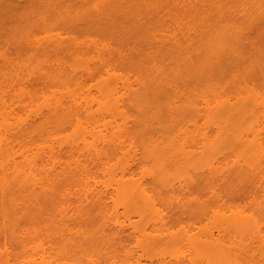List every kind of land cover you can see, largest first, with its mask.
Wrapping results in <instances>:
<instances>
[{
	"label": "rangeland",
	"instance_id": "1",
	"mask_svg": "<svg viewBox=\"0 0 264 264\" xmlns=\"http://www.w3.org/2000/svg\"><path fill=\"white\" fill-rule=\"evenodd\" d=\"M51 37L52 40H50ZM56 37H58V39ZM67 39L70 40L68 41ZM62 40H66L67 44H64V41L62 42ZM46 41H54L52 43L53 46L50 44L51 42L49 43ZM84 66H87L86 69ZM79 69H81V74L78 72ZM75 70L79 74L76 73ZM84 70L87 73L89 72V74ZM73 73L78 74V77ZM72 74L77 78V81H75ZM109 74V77L112 75L111 80L115 79L116 83H121V80L123 82H129L128 84H131V87L137 90L138 93L136 91L134 92V89L132 88V90H129V88L126 89L124 87L126 86V83L125 85L122 83V87L125 88L123 89L124 91H121L122 89L118 86L119 89L115 92L116 95L121 89L120 102L115 100L117 95L113 98L114 100L109 98L111 96L113 97V95H110L109 97L105 96L106 98H104V94L101 92V95L99 89L102 88L100 86L102 83L105 85L108 82H111L108 81L110 79H104L105 77H108ZM69 76L72 77L76 83H74L73 80L69 81ZM101 79L108 82H101ZM113 83L114 82L110 85ZM128 84L126 87L129 86ZM117 85L118 84H116V86ZM98 86H100V88ZM107 89L110 91L112 90L111 88ZM125 90L126 94L124 93ZM245 95H249V97L251 96V99L253 97L254 100L251 102H256L254 105H257L256 113H252L253 109L251 110V113H249V110L247 111L249 114L248 116H250V114L253 115V118H251L252 120L249 121L250 118L247 119L248 126L251 128L254 125V127H256L255 129H257V126L263 123L261 124L262 132L256 130L257 133L258 131L261 132V134H258V137L260 135L263 138V141L260 139V142L262 141L263 143V153L264 0H0V115L3 114L0 121L3 119L8 122L11 121L14 125L31 123V126L34 128L33 130L36 129V131H34L35 134L32 133L33 136H35L34 146L37 144L44 146L52 145L57 148L59 144H62V147H64L74 141L75 144L77 143L78 145V143H82L84 140L88 139L91 140L92 138V141L93 139L96 142L98 141L94 144L92 141V143L90 142L93 144V147L97 145L99 148H103L102 145H104L105 150L103 149V153L105 155L102 156L106 157V160H103L106 161V167L109 168L106 170L105 167V169L102 167L103 165L101 163L96 164V161L87 160L90 158L88 155L86 156L87 159L81 156L79 158L82 160L80 162L82 163L81 167H84L85 171L87 170L90 175H92V177L88 175L91 177L89 179H92L91 182L89 180L90 184H84L83 186H79V184L75 185L72 180L76 177H70L72 179H70L72 181L71 184L65 182L66 180H64V182L67 184H63L62 180L56 181L53 185L56 191L62 190L64 194L67 193L64 196L68 195L67 197L70 199L69 202L66 201L69 199L65 198L66 200H63L65 201V204L68 202V205L66 204L67 207L66 205H62L63 211L67 208L64 211V215H62L63 212L54 213L50 200L47 198L44 199L43 196L42 198L41 192L35 195L34 198L37 197L36 201H34L33 195H29L27 192L29 197H32L30 200L28 195L23 193L27 197L25 196L23 199L20 197L21 199L18 198L17 202L14 200L16 205L13 204V206L8 202L9 199L7 198H5L7 201L5 199H3L4 201L0 200V207H2L0 208V254H2V258L7 257V264H28L30 262L29 259L32 260L34 259V256H37L36 252L38 249H35V246L39 245L38 243L50 247L49 245L52 246L54 241L50 240L51 243H49V238H53L58 234L59 237H61L60 235L64 234V232H70L71 234L66 233L68 237H70V235H75L81 240L85 237L86 239L88 237L90 238L89 241L87 239L88 242L86 243V246H82V248L86 251L87 247V254H89L90 258H92V254H94L93 257L96 259V261H94L98 264H129L130 262L135 261H139L140 264H229L222 260L219 261L212 257V255H210L211 258H208L206 254L204 255V253H201L205 248H203V246H200L203 251L201 248H199V251H192L188 249L189 247L186 248V242L183 243L178 240L179 243L185 245L182 246V244H178V242L175 243L174 241H170L173 237L174 239H180L177 238V235H174V232L178 233L179 231V235L182 237L181 233L183 229V232H185V230H187L186 227H188L187 225L195 221V218L193 219V217H195L194 215L197 212V215H200L201 212L209 210L210 207V211L213 210L214 212H209L211 214H208L207 217L211 215L210 217H212L213 220H207L212 221V224L211 222L209 224L207 223L209 227L203 228V230L206 229L211 232L215 230L212 233L214 235H216V233L218 234L214 238L219 237L221 231L218 230L221 227L220 221L226 219L224 216V219L219 217V214L217 213L219 208H221V210L228 209L233 212L240 210H243L244 212L245 210L243 214L245 215V219L247 218L246 215H248V213L254 218L252 221L250 220L251 218L246 219L247 222L251 221L249 223L252 224L256 219V222L260 225L256 222L255 223L258 226H262L261 229L263 230V234H260L262 243L260 241L257 242L258 237L256 238L255 236L251 238V240L249 236L252 237L253 235L248 234L245 235H248L249 237H247L249 240L245 238L246 241L243 238V234L245 233L238 231L239 235H241L238 236V233H236L237 235L234 233L236 231L231 232V230H228L229 233L227 230L221 231L220 238L217 240L214 239L216 240L214 242L219 245L217 241L219 242L220 239V243L222 242L226 246H224L225 249L228 246L230 247L227 249L232 248V245H235L233 247L237 246V249L234 248L235 252H231L233 249H230V251L227 250V253L229 252L230 256L231 253L234 254L232 255L234 264H264V157L260 158V160H262L260 164V160L258 161L259 166L256 164L249 166L247 164V168L243 167L246 164L242 165V163H240L244 162L243 159L240 162V159H236V157L243 158L237 155V152H230L229 154H224L225 157L222 156L220 159H216L220 157L223 150H221L222 147L220 148V146L224 145L225 147L226 145L223 143H221V145L219 144L220 146L216 144L215 141H217L216 139L218 138H213V140L215 139V143H213L211 135H214L215 133L213 137H218V134L215 131L217 130L220 121L223 122L226 117L222 116L215 125L211 118H209L210 114L207 115V106H212L213 110L215 108L218 109V107L214 108L213 106L216 105V100L219 101L224 98L223 100L227 105L222 100L223 102L220 101V103H224L223 106L238 107L236 106L238 102L237 99L242 96L245 97ZM73 97L94 98V102H91L94 112L98 109L101 110L100 103L103 101H107L106 103L111 101L112 104H110L112 106L114 105L113 101H116L115 105L118 104L117 101L119 102L118 105L120 106H115L117 108L114 107L115 109L120 108L119 112H113L114 110H112L113 114H116H114V116L112 114L107 118L105 117V120L100 119L103 118L102 115L106 112L103 110L104 114L102 112V114H97V111L93 118L85 117L84 113L80 114L85 127L89 128L97 126L99 128L97 129L101 130V133L98 134H102V136L106 135L105 137H107L108 141H103V138L101 139V137L100 139H97L99 136L96 138L98 134L95 132L97 135L95 134L94 136V131L91 132V134L86 133L90 138L83 134L87 137L83 140L81 138L83 137L81 133L74 132L75 126H72V128L62 127L64 125L62 124V119L60 120V116L64 118L65 114L62 116V113H67L69 110L74 109V105L72 104ZM231 97H235L233 98L234 100H231ZM225 98H227V100ZM245 98L247 99V97ZM1 100H4V102H1ZM228 100H231L232 102L235 101V106ZM242 100L238 102V105L242 103ZM58 102L64 103L66 108L56 113L54 111H48L47 106L57 104ZM104 102L102 105H107ZM205 102H208L210 105L205 106L207 104ZM212 103L213 105H211ZM252 103L250 105L248 101V104L250 105L248 108L251 109ZM110 104L108 106L109 108L112 107ZM195 105L201 107V112L206 110L207 116H205V112L202 113L204 114L202 115L199 110L200 114H195L193 112V106ZM202 107H205V110ZM105 108H107V106H105ZM105 108L102 109L106 110ZM197 108L198 107H196V109ZM209 108L211 107H208V110H210ZM253 108L255 109L254 106ZM212 117H214V115H212ZM242 119L243 118L240 119V123L239 121L237 122L239 119H232L231 121L235 125H239H237L236 130L241 127L242 129L239 128L238 131L242 133V131L244 132L246 130L245 132L247 133L251 129L246 126V119ZM226 120L230 121L229 119ZM261 120L262 122L259 123ZM250 122H254L253 125ZM220 124L224 125V123ZM51 125H54L55 128L52 127V130L54 131H52L50 136H38L36 134L42 129L50 128ZM226 126L228 125L226 124L225 128ZM242 126L248 127L247 129L249 130L247 131L246 128L243 130ZM260 126L258 129H260ZM222 128L218 129L221 131ZM229 128L230 127L228 126L226 129ZM234 129L233 132L235 131ZM219 130L218 132H220ZM229 131L232 132V129L230 128ZM207 135H210L209 138L211 140L209 138H206L208 141L201 139L203 136L207 137ZM80 138L83 140L82 142H80ZM249 138V140H251L252 136ZM11 139L12 138H10V141ZM170 139L173 140L175 144L172 143L173 141ZM151 140L159 141V144L155 141L159 146H151L154 150L157 147H160V150L158 151L162 153L164 150L163 154H167V149H165V146L167 147L166 144L171 141L172 145H175H171L172 148L169 143V153L163 157L165 162L167 161L166 163H168V167L170 164L172 169V172H169L168 170L170 168L166 169L168 167L165 164L164 166L166 167L163 166L166 169L164 174L167 175L169 173L170 175H167L169 176L168 178L166 177V184V181L157 183L158 181L155 180L156 182H154L153 180L156 178H152L153 182L149 181V177L157 173V170L156 172L154 171V173L153 170L152 172L151 170L147 172L149 169H156L157 167L155 161L152 166L153 158L150 157L152 156L150 153L153 149L151 150L152 147H150V145L149 151L151 152L148 153L150 156L144 154V151L148 152L145 148L148 149L146 145L149 144V142L152 143L153 141ZM15 142L14 144H16ZM74 142L72 143L73 145ZM87 143L89 144L88 141ZM217 143H219V141H217ZM86 144L84 145L86 146ZM88 144L87 147L91 148L92 145L90 144L88 146ZM142 144H144L145 147L141 146ZM209 144H216L221 150L217 149L220 151L219 154V151L213 146L218 157H214V155L217 156L214 151L211 153L203 149V145L210 146ZM232 144L233 146H237L236 140L232 141ZM187 145L193 149L191 150V152L194 151V153L192 152L193 154H196V152L199 153H197V155H199L198 157L196 155L197 158H190V156L188 158L187 153L190 154L191 152H189L190 150H186L189 149ZM82 146L80 144L78 147L81 148ZM230 146L233 147L232 145H229V147ZM141 147H144V149L142 148L143 153ZM226 147L229 148L228 146ZM15 149L17 150L18 147L16 146ZM180 150L187 151L186 157L174 156L173 152ZM224 151L229 152L231 150L228 149L227 151ZM39 153L40 152L35 153L34 156ZM193 154L191 155L194 156ZM232 154H236V156L234 157ZM16 155L18 156L19 154ZM16 155L15 158L18 166L14 173H11L10 171L12 166L10 169L5 170L7 173H11L10 176L13 174L19 175L18 177H20L22 174L28 173L29 166H27V162L21 158L20 155L18 157ZM70 155L72 154L70 153ZM70 155H64L63 159H65V162L70 165L69 169L71 170L73 169L72 166L75 168V164H77L76 158L79 155L77 154L76 158L69 157ZM80 155L82 154L80 153ZM129 155L134 157L133 161L136 160L142 162H137L139 163L138 165L135 164L136 161L134 164H131L133 162L129 159L131 158ZM226 155H229L228 157L230 160V156L235 158V160L231 161L232 164H230L228 158L227 161H224ZM261 155H264V153ZM72 156H75V154ZM124 156L126 161L130 160L131 162H129V166L127 167H131L130 165H132L131 168H133V166L137 165V168H133V174L135 175L131 176H135L133 177L134 181H136V177L140 178L137 181H140L141 179L142 182L145 181V183H142V185L146 184V186L143 187L146 192L145 194H150L149 198H153L150 201L154 200L156 205L159 206L161 210L160 214H162L161 216H163L162 218L164 219H162V221H164L165 224L163 223V225L160 221V224L163 225V227H161L160 224H156V227L158 228L160 226V228L154 229L156 221L152 223L153 219L152 222L148 223L147 221V223H145L143 222L144 220H141L142 218L138 220L137 213L135 215L132 211L131 212L135 217L132 213H130L132 215L127 214V216L129 215L130 217H133L135 222L140 221L138 225H134L135 227H138L141 224L148 225V228L143 225L144 227H140L139 229L151 228L152 236L154 235L153 233L161 234L162 236L166 235L168 232L173 234L172 237L171 233H169L170 237H172L171 239L168 237L169 235L165 236L164 239L166 240L164 241L163 238L160 241V235L157 236V239H159V241L157 240L160 244L159 246L153 247V245H158V243H150V246L152 247L144 246L142 244L144 246L143 248L139 242L141 241L143 243V241H147V239L140 238L142 240L136 241L135 238L140 236L138 235L139 233H135L134 231H132L134 232V235L132 234L133 236L128 235V233L131 232L130 225L134 223L131 222L132 224L128 225L129 221H131L129 219L132 218H126V214L123 215V206L121 205V207L118 205L121 203L119 199H116V197L113 198L118 200V202L113 200L115 203L117 202V204L108 199L110 196H108L105 201L102 199V202L107 203V209L103 203L101 204V199L99 198V201V199L96 198L98 196L93 197V190L96 192L97 188L98 190L104 188V184H109L106 182L112 181L116 177V174L117 176L120 175L117 173L121 172L119 171V168L128 163L125 161L126 163L124 162V164H121L123 163L122 160H124ZM147 156L150 157L152 162ZM199 157H202L204 161L199 160ZM126 158H128V160ZM135 158H138V160ZM195 159H198L199 161ZM221 159H223V161H221L222 163H229L226 165L223 163L224 166H221L222 164L219 163ZM202 161L206 162L202 163ZM236 162L240 163H238L239 166L235 164ZM1 163L2 162L0 161V171L2 170L1 168H4L1 166ZM142 163L145 164L140 167V164L142 165ZM208 167H211V171L212 169H215L216 172L214 174L213 172L215 170L213 172L209 170L210 172H208ZM157 168L159 169V166ZM235 168L239 169L235 170ZM248 168L251 170H247ZM242 169H246L247 171H241ZM255 171H257V174H252L256 173ZM150 173H153V175ZM211 173L213 174V177H215V180ZM146 174H150V176L148 177ZM66 175H64V178ZM70 175L74 176L73 172ZM16 177L17 176H15V178ZM11 178H8L9 183L13 182L11 180H13L14 177ZM61 179L63 178L61 177ZM65 179L69 180L68 178ZM117 179L112 183L110 182L111 184L109 185L115 186L116 183L114 184V182H117ZM137 181L136 184H140L141 181ZM111 188L112 187H109L108 189L110 190ZM65 190L66 193L64 192ZM15 193H18V191ZM0 197H2L1 191ZM4 197L5 196H3V198ZM154 201L152 202L154 203ZM36 202L39 203V205ZM11 203L13 202L11 201ZM9 205H11L10 208H8ZM17 205L21 209L24 206L25 209L20 210L17 208ZM99 205L101 209L103 208L102 206H104L105 209H103V212L107 209L113 214L115 213L111 210H115L114 208L117 207L115 212L119 213V219H116H118V222L120 220L121 223L123 220V224H127L124 228L126 233H124V235L122 234L124 237L122 238L123 241L121 243L119 241L121 239L120 236L117 233L115 234V232H118V229H114L116 227L112 223L116 219L107 221L106 218H103ZM6 207L9 210L16 207L20 210H18L20 214L16 215L15 213L18 212H9V210H6ZM27 208L29 209L28 211L26 210ZM40 209H43L45 212H42L43 216H48V218H44L46 221L43 219L42 215L40 217ZM214 209L218 210L216 211ZM14 210L16 209L14 208ZM225 211L226 210H224V213ZM231 211L229 214L226 213L225 215L232 214L233 216H238L239 214H242L238 212L239 214L237 213V215L236 213H231ZM22 212L25 213L23 214ZM47 212L48 214H46ZM220 212V216H222L223 212ZM107 213L109 215V212ZM215 213H217L216 215L218 216H212ZM3 214H6L7 216L5 217L8 219L4 216L2 217ZM12 214L15 215H13L14 217L11 219L10 216H12ZM229 217H227V219ZM218 219H221L219 221L220 223L218 222ZM52 220H54V222ZM200 220L202 221V219ZM200 220L198 221L199 223L201 222ZM106 222H111V227L114 228L107 229V224L105 225ZM198 222L194 223L193 227L197 226L194 231L202 229L199 227L201 224ZM204 222L206 223V221ZM51 223H53V225ZM150 223L153 224V227H151L152 225ZM214 223L218 224L217 232L215 229L216 227H213L216 226ZM48 224L50 226H48ZM210 224L212 227H210ZM183 225L186 227H182ZM192 225H190L191 228H193ZM66 226L68 227L67 231L64 230L67 228ZM134 226L133 228L135 229ZM167 228H169V230ZM160 229L163 232H161ZM190 229L188 230L190 231ZM199 230H197L198 233L202 232ZM206 230L204 231L206 232ZM53 232H56V234H52L54 236L51 237L52 235L50 236V234ZM191 233L189 235H191ZM198 233H195V235ZM209 233H207L206 236H209ZM193 235L194 234H192L191 237ZM198 235L200 238H203L202 241L205 240V234ZM75 236H73V238ZM81 236L84 237L81 238ZM57 237L55 238L58 239ZM102 237H105V239ZM166 237L170 240H167ZM195 237L196 236H193L192 239ZM101 238L104 242L107 239L106 241L112 240L113 243L105 242V245L101 246L100 243L103 240L96 241L97 243L94 242ZM108 238L110 240H108ZM255 238L256 242H252ZM69 239L71 242V237ZM197 239H199L198 236ZM199 240H196V244H200V242L202 244L201 239ZM250 240L252 243H249ZM62 241L63 243H61ZM62 241L60 244H68V242H66L67 240L63 239ZM83 241L84 240H82L80 244L77 242V245L73 241L72 243H69L71 245L74 243V247L78 249V245L81 246ZM146 241H144L145 244L149 240ZM85 242L86 241H84L82 245H84ZM93 242L98 246H94V244L92 245ZM56 244L59 245L57 242ZM87 244L90 245L87 246ZM53 246H55V243ZM62 246L59 245V249L57 250L53 249L55 247H50L53 251L52 253L50 252L52 256L50 259L53 258V264H66L71 261L72 264L74 261H76L74 264H88L87 259L81 260L82 257L79 258L82 252L84 253L82 248L83 251L81 252L80 248L79 250H76L71 246L73 251H76L73 252L71 250L73 253L71 254L70 252V255H68L67 251H65L67 246ZM222 246L223 245L220 244V247H216L217 250L221 249L220 254L225 251ZM40 248L39 250H41ZM193 249H196V247H193ZM208 249L211 248L206 247L205 250L209 251L207 255L211 253V251H215L213 248L211 251ZM54 250L61 252H56L59 255L61 254L62 258L58 256L61 260L58 259ZM204 252L206 253V251ZM129 253H132L133 256ZM87 254L84 258H89ZM31 256L33 258H30ZM130 256H132L131 259ZM175 256H177V260L182 258L181 262H177ZM71 257L72 260H70ZM75 257L77 260L73 259ZM2 258L0 256V264L5 262L4 259V261L1 260ZM27 260H29V262ZM26 261L27 263H25Z\"/></svg>",
	"mask_w": 264,
	"mask_h": 264
},
{
	"label": "bare ground",
	"instance_id": "2",
	"mask_svg": "<svg viewBox=\"0 0 264 264\" xmlns=\"http://www.w3.org/2000/svg\"><path fill=\"white\" fill-rule=\"evenodd\" d=\"M57 39H58V37H56ZM62 38H64V37H62ZM62 38H59V39H62ZM66 38H68V37H66ZM48 39V38H47ZM49 40V39H48ZM50 40H52V37H51V39ZM68 41L70 40V39H67ZM64 41V42H63ZM46 42H51L50 44L52 45V43L54 42V41H46ZM62 42L64 43V44H67V42H66V40H62ZM48 43V44H49ZM64 44H62V45H64ZM53 46V45H52ZM85 67V69H86V67L87 66H84ZM84 67H83V69H84ZM89 67V66H88ZM82 68V67H81ZM90 69V68H89ZM81 69H79L78 70V72H80V74H81V71H80ZM85 71V70H84ZM83 71V72H84ZM75 72L76 73H78L76 70H75ZM86 72V71H85ZM87 73V72H86ZM85 73V74H86ZM74 75H77L76 77H78V74H75V73H73ZM72 74V76H74ZM87 74H89V72L87 73ZM110 76V74L108 75V77H103L105 80L107 79H110V80H108V81H111L110 83L108 82V81H104V79H101L102 81L101 82H108L107 84H105V85H103V83L100 85V83H99V85L102 87V88H100V86H98L99 88V91H100V93L102 92L103 94H104V98H106V97H109L110 95H113V97L111 96V97H109V98H112V100H114L113 98L117 95H120V96H116V98H115V100H118L119 102H120V100L119 99H121V92H120V90L121 91H124L123 89H128L129 88V90H132V89H134V88H132L131 86V84L129 85L128 83L129 82H123L122 80L120 81L121 83H116L115 81V79H112L111 80V78H112V75H111V77H109ZM75 76H74V78H75V81H77V78H76ZM72 77H70L69 76V78H68V80L69 81H71V80H73V78L71 79ZM74 81V80H73ZM72 81V82H73ZM74 81V83H76ZM112 82H114L113 84H118L117 86H116V84L115 85H110ZM119 82V81H118ZM122 83L125 85V83H126V86H127V84L129 85L128 87H126V86H124L125 88H123L122 87ZM119 84H121V85H119ZM103 85V86H102ZM112 86V87H111ZM118 86H119V88H121L120 90H119V94L118 93H116V95H115V92H117V89H119L118 88ZM107 88H111L112 90L110 91L109 89H107ZM132 88V89H131ZM134 92L136 91L137 92V90H133ZM133 91H132V93H133ZM111 92V93H110ZM127 92H128V90H127ZM129 92H131V91H129ZM102 93H101V95H102ZM114 93V94H113ZM125 94H126V90H125V92H124ZM138 93V92H137ZM128 94V93H127ZM131 94V93H130ZM108 95V96H107ZM250 95V94H249ZM249 95L247 96V95H245V97H247V99L245 98V97H240L239 99H237V101L238 102H240V100H242V99H244V100H242L241 102V106L240 105H238V102H237V105L236 106H238V107H233V106H231V107H226V106H223V104L225 103V101H224V103L222 104V100H216L215 102H216V105H213V103L211 104V105H213L214 106V108L215 107H218V109L217 108H215V109H217V110H213L212 109V106H207V105H210L208 102H205V103H207L205 106H207V112H208V114L207 115H209L210 117L209 118H211V120L213 121V123L216 125L217 123V121L220 119V118H222V116H225L226 117V119H229L230 121L232 120V119H234V120H237V119H239V120H237V122L239 121V123H240V119L241 118H243L242 120H245L246 122V126H248V120L247 119H249V121L250 120H252L251 118H253V115L252 114H250V116H252V117H250V116H248L249 114H248V110H249V113H251V110L253 111L252 113H256V106L257 105H254L256 102L255 101H253V102H255V103H252L251 101L252 100H254L253 99V97H252V99L249 97ZM106 96V97H105ZM134 96V95H133ZM129 97V96H128ZM139 97V96H138ZM137 97V98H138ZM74 98V99H73ZM72 99V104L74 105V109L72 110H69L67 113H62V116H63V114H65L66 115V117H65V115H64V118H62L61 116H60V120L62 121V124L64 125V126H62V127H71L72 128V126L74 127V132H78V133H81L82 135L83 134H85L86 135V133L87 134H91V132H93L92 134L95 136V132H97V134L98 133H101V130H98L99 128L97 127V126H93V127H85L84 126V124H83V122H82V118H81V116H80V114L81 113H84L85 114V117H87V118H93L94 117V115H95V113L97 112V114H102L103 113V111H106L105 112V114L104 115H102V117L103 118H100V119H106L108 116H110V115H112L113 114V112H119V109H115V108H117V107H115V106H120V105H118L119 104V102L117 101V105H115L116 104V101H113L114 102V105L112 106L111 104H112V102L110 101H108L109 103H106V102H104V103H106L107 105H102V103H100L101 104V110L100 109H98V110H95L96 112H94V109L92 108L93 106H91L92 104H91V102H94V98H80V97H77V98H75V97H73ZM137 98H136V100H137ZM233 98H235V97H231L230 99L231 100H234ZM226 100H227V98H225ZM229 99V98H228ZM231 100H228L230 103L232 102ZM249 101V104L251 105V103H252V106H251V109L250 108H248V107H250V105L248 104V101ZM4 102V100H1V102ZM220 101H222L221 103H220ZM244 101H246V102H244ZM234 102L235 101H233L231 104L232 105H234ZM247 103V104H244V103ZM251 102V103H250ZM111 103V104H110ZM219 103V104H218ZM260 103V102H259ZM109 104L112 106V107H108L109 106ZM215 104V103H214ZM226 104V103H225ZM231 104H229V105H231ZM243 104V105H242ZM258 104V103H257ZM261 104V103H260ZM3 105V104H2ZM52 105V104H51ZM51 105H49V106H51ZM221 107H220V106ZM227 105V104H226ZM49 106H47V109H48V111H54L55 113L56 112H58V111H61V110H63V109H65L66 107H65V104L64 103H62V102H58L57 104H54V105H52L51 107H49ZM105 106H107V108H105ZM223 106V107H222ZM235 106V105H234ZM253 106L255 107V109L253 108ZM258 106L260 107V105L258 104ZM115 107V108H114ZM196 107H198L197 109H196ZM208 107H211V108H209L210 110H208ZM102 108H105L106 110H104V109H102ZM202 108H204V110H205V107H202ZM212 109V110H211ZM103 110V111H102ZM112 110H114L113 112H112ZM115 110H117V111H115ZM201 112V107H199L198 105H195V106H193V112L195 113V114H200V112ZM196 111V112H195ZM211 111V112H210ZM214 111V112H213ZM66 112V111H65ZM102 112V113H101ZM198 112V113H197ZM205 112V116H207L206 115V110L204 111ZM203 111L201 112V114L202 113H204ZM210 112V113H209ZM216 112V113H215ZM246 113V114H245ZM114 114H116V113H114ZM114 114H113V116H114ZM214 115V117H212V115ZM217 114H218V116H217ZM202 115H204V114H202ZM247 115V116H246ZM1 117L0 118H2L3 117V114L2 115H0ZM59 116V115H58ZM221 116V117H220ZM242 116V117H241ZM244 116H245V118H244ZM261 116V115H260ZM106 117V118H105ZM232 118V119H231ZM82 119V120H81ZM225 119V120H226ZM223 121V122H221L220 121V123H224V125H222V124H220L219 123V126H221V127H219L218 126V128L220 129V128H222V130L220 131L218 128H217V130L215 131V132H217V134H218V137L216 136V137H213L214 135H215V133H214V135H211L212 136V142L213 143H215L216 142V144H220L221 145V143H223V144H225L226 146H228L229 147V145H232L233 146V144H232V141H234V140H236V144H237V146H233V147H229V148H227L226 146L224 147V145H219L220 146V148H221V150H222V153H221V155H220V157H218V154H216L217 152H215L217 149H219L218 148V146L216 145V144H209L210 146H206V145H203V149L205 150V151H207V152H215V154L217 155V156H215L214 155V157H218V158H216V159H220L222 156H224V154H229L230 152H237L238 154L237 155H239V156H241V157H243V158H237L236 157V159H240L239 160V162L240 161H242V159L244 160V162H240V163H242V165H244V164H246V165H244L243 167L244 168H247V164L249 165V166H253V165H257V166H259L258 165V161L260 160V158H262V157H264V155H261V154H263L262 153V147H263V143H262V141H263V138L259 135V137H258V134H261V127H262V125L261 124H263V123H261L262 122V120L261 121H259V123H261L259 126H260V129H258L259 128V126H257L258 128L257 129H255L256 127H254V125H253V123L252 122H250L252 125V127L250 128L249 126V129H251V130H249V129H247L248 127H243V130H244V128H246L247 129V133L245 134L243 131H242V133L240 132V131H238L239 130V128H241V127H239V128H237L238 130H236V127H237V125L238 124H234L232 121L230 122V121H228V120H226V121ZM254 120V119H253ZM226 122V123H225ZM228 122H229V124H228ZM231 123H232V126H231ZM244 123V124H245ZM62 124H60V125H62ZM228 125L231 129H232V132H230L229 130H230V128L229 129H226V128H228V126H226V128H225V125ZM257 124V123H256ZM235 125V126H234ZM49 126V125H48ZM239 126V125H238ZM256 126V125H255ZM55 128L54 127V125H51V127L49 128H45V129H42V128H40V129H42L41 131H38V133H36L38 136H42V135H46V136H50L51 135V133H52V131H54V130H52L53 128ZM216 127V126H215ZM233 127V128H232ZM44 128V127H43ZM95 128H96V130H95ZM98 128V129H97ZM235 128V129H234ZM34 128L31 126V123H23V124H15L14 125V123L12 124L11 123V121L10 122H8L7 120H1L0 121V161L2 162L1 164V166H3L4 168H1L2 170L0 171V191H1V195H2V197H0L1 199L0 200H2V201H4L3 199H5V198H7V199H9V201L8 202H10V204L13 206V204H15V202H14V200L17 202V200H18V198L19 199H23V197L25 198V196L26 195H28V193H29V195H33V199H34V201H36V199H37V197L36 198H34L35 197V195H37L39 192H41L42 194H41V197L43 196L44 197V199H49L50 200V202H51V206L53 207V211H54V213H58V212H60V213H62L63 212V214L62 215H64V211L67 209L66 207H67V203L70 201V199H69V197H67V196H64V195H66L67 193H66V190L64 191L66 194H64L63 192H62V190L61 191H56V189H55V187L53 186L55 183H56V181H60V180H62V182H63V184H67V183H65V182H69V184H71L72 183V181L74 182V184L76 185H78L79 184V186H83L84 184L85 185H89L90 183H89V180H90V182L92 181V179H89V178H91L92 177V175H90V173L86 170L85 171V168L84 167H81V164L82 163H80L82 160H80L79 158L82 156V157H85L86 159H87V155L88 156H90V158H88L87 160H90V161H96V164H99V163H101L103 166V168L105 167L106 168V170H108L109 168L108 167H106L107 165H106V157H103L102 155H105L103 152H104V145H102L103 146V148L102 147H98L97 145V147L95 146V147H93V144L96 142L94 139H93V141H92V138H91V140H84L85 138H87L88 137V135H86L87 137H85L84 135H83V137H81L83 140H84V142H82L83 140L80 138V142H82V143H84V144H86L87 143V141L89 142V144H88V146L93 142V144H91L92 145V147L90 148V147H87V144H86V146L84 145V144H82V143H78V145H77V143L75 144V142H74V145L70 142L68 145H66V146H64V147H62L63 145L62 144H59V146H57V148L56 147H53L52 145H50V146H44V145H40V144H37V145H35L34 146V137L35 136H33V134L32 133H34L35 134V132L34 131H36V129L35 130H33ZM51 129V130H50ZM233 129L235 130L234 132H233ZM242 129V128H241ZM218 130L220 131V132H218ZM256 130H260V131H258V133L256 132ZM100 131V132H99ZM237 131V132H236ZM83 132V133H82ZM239 132V133H238ZM244 133V134H243ZM96 134V135H97ZM252 136V139L251 140H249L250 138L249 137H251ZM99 136V138H97ZM106 136V135H105ZM104 135L102 136V134H98L97 136H96V138L97 139H100V137H101V139L103 138V141L105 140H107V137H105ZM249 136V137H248ZM210 137V135L208 136L207 135V137H202L201 139H205V140H207L206 138H209ZM248 137V138H247ZM10 138H12L11 139V141H10ZM88 138H90V137H88ZM213 138H218V139H216L217 141H219V143H217V141H215L214 142V140H213ZM210 139V138H209ZM210 139V140H211ZM260 139L262 140L261 142H260ZM169 140V139H168ZM171 140V139H170ZM205 140H203V141H205ZM16 141V142H15ZM92 141V142H91ZM108 141V140H107ZM151 141H153L152 143L151 142H149V144H147L146 145V147H148V149L147 148H145L146 150H148V152L147 151H144L145 153L144 154H146V155H148V156H150V155H152V156H150L151 158H153V162H152V160L150 159V157H148L149 159H150V161L152 162V166H153V163H154V161L157 163L156 165H157V167L159 166V169L156 167V165L154 164V166L156 167V169L154 168V169H149L147 172H149L150 170H151V172H152V170H153V173H154V171L156 172V170H157V173L155 174V175H153V173L151 174V175H153V176H150V174L148 175V174H146V175H148V177H149V181H151V182H156L155 180H157L158 182L157 183H161V182H164V181H166L165 182V184L167 183V178L170 176L169 175V173L167 174V175H169V176H167V175H165L164 173H165V170L166 169H171V167H170V164H169V167H168V163H166L165 162V159H163V157H165L164 155H167L169 152V145L171 146L172 145V143H174V141L173 140H171V141H173L172 143H171V141L168 143V144H166L167 145V147L165 146V149H167V154H163V151H162V153H160V151H158V150H160L159 148L160 147H157V146H159V145H157V143L159 144V141H156V140H151ZM155 141L157 142V143H155ZM208 141V140H207ZM206 141V142H207ZM14 142L16 143V144H14ZM86 142V143H85ZM91 142V143H90ZM98 142V141H97ZM96 142V143H97ZM102 142V141H101ZM167 142V141H166ZM153 143H155V144H153ZM234 143V142H233ZM262 143V144H261ZM81 144V148H82V150H81V148L80 147H78L79 145ZM175 144V143H174ZM208 144V143H207ZM109 145V144H108ZM149 145H150V147H152L153 145H154V147H155V145H157L156 147V149L154 150V148L152 147L151 148V150H152V152L151 151H149ZM152 145V146H151ZM16 146L18 147V149L16 150L15 148H16ZM141 146H144V144H142ZM172 146H175V145H172ZM171 146V147H172ZM193 146V145H192ZM213 146H215V148H216V150H214V147ZM217 146V147H216ZM145 147V146H144ZM144 147H141V150H142V148L144 149ZM187 147L189 148V149H186V147H185V149L187 150V151H189V152H191V150H193V149H191L188 145H187ZM213 147V148H212ZM120 148V147H119ZM173 148V147H172ZM194 148V147H193ZM224 148H227V149H224ZM83 149H84V151H85V149H86V151L84 152L83 151ZM102 149V150H101ZM104 149V150H103ZM231 150V151H229V152H225L224 150ZM37 152H40L39 154H37V155H35L34 156V154L35 153H37ZM195 150V149H194ZM220 150V149H219ZM219 150H217V151H219ZM220 150V151H221ZM71 151V152H70ZM81 151V152H80ZM154 151H157V152H154ZM186 151V152H187ZM220 151H219V154H220ZM225 153H224V152ZM83 152V153H82ZM102 152V153H101ZM149 152H151L150 153V155L148 154ZM186 152H185V150H180V151H174L173 153H174V156L175 157H186ZM193 153H194V151H192ZM187 153L188 154V158H189V156H190V158H194V157H196V155H197V153L198 152H196V150H195V152H196V154H193V153ZM68 153V154H67ZM70 153L72 154V155H74L75 154V156H72V155H70ZM74 153V154H73ZM80 153L82 154V155H80ZM122 153H125V152H122ZM121 153V154H122ZM142 153H143V150H142ZM165 153V152H164ZM16 154H19L20 155V157L21 158H23L26 162H27V166H29L28 167V175L27 174H25L24 172H22V173H24V174H22V176H20V177H18L19 175H11L12 176V178H13V180H11V181H13L12 183H9V181H8V178L10 177L11 178V176H10V174L11 173H14V171H15V169H16V167L18 166L17 165V162H16V158H15V155ZM77 154L79 155L77 158H76V156H77ZM191 154H193L194 156H192ZM199 154V153H198ZM214 154V153H213ZM18 155V156H19ZM64 155H70L69 157H72V158H76V162H77V164H75V168L72 166V168L73 169H69L70 168V165H68V163H66L65 161V159H63L64 158ZM84 155V156H83ZM146 155H145V157H146ZM231 155V154H230ZM234 157L236 156V154L234 155V154H232ZM17 156V155H16ZM17 156V157H18ZM192 156V157H191ZM199 155H197V157H198ZM201 156V155H200ZM229 155H226V158L224 159V161H227L228 159H229V157H228ZM259 156H261V157H259ZM129 157H131L130 155H129ZM142 157V156H141ZM196 157V158H197ZM207 157H209V156H207ZM225 157V156H224ZM234 157H232V156H230V158H231V160L229 159L228 161H230V164H232V162L231 161H233V160H235V158ZM258 157H259V159H258ZM148 158H147V160H148ZM200 158V157H199ZM202 158V157H201ZM199 159V160H203V158L202 159ZM228 158V159H227ZM103 159H105V160H103ZM124 160H122L123 161V163H121V164H124V162L126 161L125 160V156H124V158H123ZM127 160H128V158H126ZM129 159H131V161L133 162V163H131L130 162V160L129 161H126V162H128V163H126V164H124V165H126V166H124V165H122V167H121V165H120V167L122 168V170H121V168H119V171H121L120 173L119 172H117L118 174H120V175H118L117 176V174L115 175L116 177L112 180V181H109V182H106L107 184L109 183V184H111L113 181H116V179H117V182H114V184H115V186L113 187V186H111V185H103V187L104 188H100L99 190H98V188H97V190H96V192H94V190H93V192H92V194H93V197H95V196H98V197H96V198H100L101 199V204L103 203L104 205H105V208H107V203L106 202H102L103 200L105 201L107 198H108V196H110L108 199H110V200H114V201H117L118 202V200H115V199H113L114 197H116V199H119V201L121 202H119L120 204H118V205H122L123 206V211H122V213H124L123 215H125V217L127 218H129L130 216L129 215H132L133 213L136 215V213H137V215H138V220H140V218H142L141 220L143 221V222H145V223H147V221H148V223L149 222H152V219H153V222L152 223H154L155 221H156V223H155V225H154V229H158V228H160V226L161 227H163V225L165 224V222L164 221H162V217L163 216H161L162 214H160L161 213V210H160V208H159V206L158 205H156V203H155V201L154 200H152V201H154V203L152 202V201H150L151 199H153V198H149L150 197V194L149 195H147V194H145L146 192L144 191V189H143V187L144 186H146V184L144 185H142V183H145V181H137V180H139L140 178H135L136 179V181L137 182H140V184H136V181H134V179H133V177H135V176H131V175H135V174H133L134 172H133V168L135 169V168H137V165L139 164V163H137V162H142V161H136V160H134L133 161V159H134V157H131V158H129ZM135 159H137L138 160V158H135ZM164 161H163V160ZM166 159H167V157H166ZM223 159H221L220 160V162L219 163H221L220 165L221 166H224L223 165V163L225 164V162H221V161H223ZM11 160V161H10ZM168 160V159H167ZM195 160H197V161H199L198 159H195ZM105 161V162H104ZM136 161V163L135 164H137L136 166H133V168H131L132 167V165H130L131 167H127V166H129V162L131 163V164H134V162ZM150 161H149V163H150ZM204 161V160H203ZM202 161V163H205V162H203ZM216 161H218V160H216ZM261 161L262 160H260L259 161V164L261 163ZM144 162H146V161H144ZM201 162V161H200ZM235 162V161H234ZM233 162V163H234ZM239 162H236L235 164L236 165H238V163ZM148 163V162H147ZM170 163V162H169ZM227 163H229V162H226V164ZM239 163V164H240ZM143 164H145V163H142V165L140 164V167L141 166H143ZM151 164V163H150ZM164 164L168 167V168H164V167H166V166H164ZM207 164H208V162H207ZM225 164V165H226ZM209 165V164H208ZM229 165V164H228ZM227 165V166H228ZM234 165V164H233ZM10 166V167H9ZM11 166H12V168H14V169H12L11 168ZM164 166V167H163ZM239 166V165H238ZM248 166V167H249ZM8 167V168H7ZM189 167V166H188ZM237 167V166H236ZM11 168V173L9 172V173H7V171L6 170H8V169H10ZM84 168V169H83ZM104 168V169H105ZM108 168V169H107ZM151 168V167H150ZM153 168V167H152ZM211 168V167H210ZM210 168L208 167V172H210L211 170H210ZM6 169V170H5ZM68 169H69V171H68ZM168 170L169 172L171 171L172 172V169L171 170ZM239 169V168H238ZM237 168H235V170H238ZM12 170H13V172H12ZM210 170V171H209ZM215 170V169H214ZM213 169H212V171L211 172H213L214 171ZM245 171L246 169H242L241 171ZM247 170H251V169H247ZM246 170V171H247ZM135 171V170H134ZM167 171V172H168ZM245 171V172H246ZM2 172V173H1ZM68 172V173H67ZM73 172V175L74 176H71L70 174ZM88 172V173H87ZM216 172V170L213 172V174ZM256 173H252V174H257V171H255ZM66 173H67V175H66ZM242 173V172H241ZM240 173V174H241ZM9 174V175H8ZM213 174L211 173V175H212V177H213ZM242 174H244V173H242ZM23 175H24V177H23ZM27 175V176H26ZM38 175V176H37ZM40 175V176H39ZM64 175H66L65 176V178H68L69 180L71 179V178H75L74 180H67V179H65L64 178ZM68 175H70V176H68ZM91 176V177H89V176ZM222 175V174H221ZM15 176H17L16 178H15ZM156 176V177H155ZM58 177H59V179H58ZM61 177L63 178V179H61ZM71 177V178H70ZM167 177V178H166ZM220 177H222V176H220ZM220 177H219V179H220ZM225 177H228V176H225ZM257 177H258V175H257ZM11 178V179H12ZM152 178L154 179V178H156V179H154L153 181H152ZM214 178V180H215V177H213ZM256 178V177H255ZM15 179V180H14ZM217 179V178H216ZM221 179H223V178H221ZM10 180V179H9ZM64 180H66L65 182H64ZM143 180H146V179H143ZM213 181V180H212ZM111 182V183H110ZM147 182V181H146ZM61 184V183H60ZM107 186V187H106ZM87 187V186H86ZM109 187H112L110 190L108 189ZM96 189V188H95ZM148 189V188H147ZM16 191H18V193L19 192H21V193H15ZM28 192V193H27ZM147 192H148V190H147ZM15 193V194H14ZM23 193H26V195L25 194H23ZM22 194V195H21ZM29 195H28V197H29ZM3 196H5L4 198H3ZM18 196V197H17ZM17 198V199H14V198ZM21 197V198H20ZM27 197V196H26ZM42 197V198H43ZM63 197H64V199H63ZM87 197V196H86ZM152 197V196H151ZM38 198H39V196H38ZM62 200H61V199ZM69 199V200H66V199ZM12 199V200H11ZM29 199L31 200L32 199V197L30 198L29 197ZM100 199H99V201H100ZM103 199V200H102ZM6 200V199H5ZM40 200H42V199H40ZM63 200H66V201H68V202H66V204H65V201H63ZM7 201V200H6ZM11 201L13 202V203H11ZM33 201V200H32ZM32 201H30V202H32ZM39 201V200H38ZM42 201H44V200H42ZM113 201V203H115ZM1 202V201H0ZM40 202V201H39ZM47 202H48V200H47ZM117 202L115 203V204H117ZM37 203V202H36ZM45 203V202H44ZM7 204H9V203H7ZM30 204V203H29ZM38 205H39V203H37ZM41 204H43V203H41ZM1 205H2V203H1ZM11 205H9V207L8 208H10V206ZM16 205V204H15ZM62 205H66V207H64V208H66L64 211H63V206ZM18 206V205H17ZM49 206V205H48ZM121 206V207H122ZM155 206H158V207H155ZM24 207V206H23ZM22 207V209H25V207L23 208ZM35 207H36V205H35ZM103 208L101 209L100 208V205H99V209H100V211L102 212V216H103V218H106L107 219V221H111V220H113V219H116V218H118L119 219V216H118V214L119 213H117V212H115V210L117 209V207L116 208H114L115 210H111V211H113L115 214H117V215H115V214H113L112 212H110L109 210H107L106 209V211L107 212H109V215H108V213L105 211V212H103V209H105L104 208V206H102ZM0 208H2V207H0ZM7 207H6V210L8 211L9 209H8ZM14 208L16 209V210H14ZM12 210H9V212H11L12 211V213H14V212H18V213H15L16 215L18 214H20V210H22L21 208H19V206L17 207V208H19V209H17L16 207H14ZM30 208V207H29ZM158 208V209H157ZM37 209V208H36ZM4 210H5V208H4ZM19 210V211H18ZM27 211L29 210L28 208L26 209ZM41 210V212H39L40 213V217H41V215L43 216V214H42V212L43 213H45L44 211H43V209H40ZM198 210H201V209H198ZM214 210H216V209H214ZM218 210V209H217ZM216 210V211H217ZM224 210H226L225 211V213H224ZM224 210H221V208H219V210H218V214H219V217H221L222 219H224L225 217H226V219L225 220H221V219H218V222L220 221L221 222V229L219 228L218 230H221V231H226L227 230V232H228V230H231V232H233V231H236V232H234L235 234L236 233H238V236H241V235H239V232L240 231H242L243 233H245V234H243L244 235V239L245 238H247L248 237V235H253L252 237L251 236H249L250 237V239L251 238H253L254 236L257 238V242L258 241H260L261 243H262V239H260V234H263L262 233V226H258V225H260V224H258V222H256V219H255V221H253V224L252 223H249V222H251L252 220H254V218L252 217V215L250 214L249 215V213H248V215H246V217L249 219V218H251L250 220L251 221H249V222H247L246 221V219H245V215H243L244 214V212H245V210H244V212H243V210H240V211H236V212H233V211H231V213L233 212V213H238V212H240V213H242L241 215L239 214H237L238 216H233L232 214H230V215H228L229 213H230V211L228 210V209H224ZM235 210H238V209H235ZM1 211V210H0ZM133 213H132V212ZM208 211V212H207ZM205 210V211H203V212H201V214L200 215H197L198 214V212L194 215L195 217H193V219L195 220L193 223H190V224H188L187 226L188 227H190V225H192V227L194 226V223L195 222H198L200 219H202V223L200 222H198L199 224H201V226H199L200 228H202V229H197V230H199V231H202V232H205L204 230H206V229H204L203 230V228H208L209 226L207 225V223L209 224L210 222H211V224H212V221H208L207 219H209V220H211L212 219V217H207V215L208 214H211V213H209V212H214L213 210H211L210 211V207H209V210ZM220 211H222L223 212V214H222V216H220L221 215V212ZM229 211V212H228ZM2 212H3V210H2ZM99 212V211H98ZM129 212V213H128ZM23 214L25 213V212H22ZM36 213V212H35ZM110 213H112V214H110ZM130 213H132V214H130ZM217 213H215V214H213L212 216H214V215H216ZM226 213H228L227 215H225ZM15 214H12V216H10L11 217V219H12V217H14L13 215H15ZM34 214V213H33ZM46 214H48V212L46 213ZM46 214H44V215H46ZM51 214V213H50ZM101 214V213H100ZM104 214H107V215H104ZM127 214H129L128 216H127ZM134 214H133V216H134ZM39 215V214H38ZM53 215V214H52ZM52 215H50V216H52ZM99 215V214H98ZM5 217V216H7L6 214H3L2 215V217ZM9 216V215H8ZM54 216H56V215H54ZM200 216V217H199ZM216 216H218V215H216ZM223 216H224V218H223ZM230 216V217H229ZM46 216H43V219L45 218ZM101 217V216H100ZM135 217V216H134ZM218 217V218H219ZM227 217H229L228 219H227ZM244 217V218H243ZM6 219H8L7 217H5ZM46 218H48V216L46 217ZM130 218H132V219H129V220H131V221H129L128 219V221H129V224L128 225H130V224H132V223H134V224H132V225H130V228H131V232L132 231H134L135 233H139L138 235L140 236V237H137V238H139V239H137V238H135L136 239V241H140V240H142V239H147V241L146 240H144V241H146L147 243H148V245H147V243L145 244V242L143 241V243L140 241L139 243H140V245H144V246H149V247H152V246H150L151 244L150 243H158V241H159V239H160V241L162 240V238H163V241L164 240H166V239H164L165 238V236H167V235H169V233H171V232H168L166 235H161V234H156V233H153L154 235L152 236V230H151V228H150V226H149V228L150 229H139L140 227H144L143 225H145L146 226V224H139L140 226H134L135 224L136 225H138V223L140 222V221H138V222H135V220L133 219V217H130ZM253 218V219H252ZM5 219V220H6ZM50 219V218H49ZM62 219V218H61ZM118 219H116L115 221H113L112 223L115 225V227L116 228H114V227H111L112 226V224H111V222H106L105 223V225L107 224V229L108 228H110V229H112V228H114V229H118V232H115V234L117 233L119 236H120V238L119 237H117L118 239H120L119 241H120V243L123 241V235H124V233H126V230L124 229L125 228V226H127V224H123V220H122V223H121V221L119 220V222H118ZM197 219V220H196ZM206 219V220H205ZM214 219H216V218H214ZM45 221H46V219H44ZM51 220V219H50ZM49 220V221H50ZM100 220V219H99ZM103 220V219H102ZM151 220V221H150ZM164 220V219H163ZM206 221V223L204 222V221ZM213 220V219H212ZM217 220V219H216ZM8 221V220H7ZM10 221V220H9ZM53 222H54V220H52ZM51 221V222H52ZM101 221V220H100ZM104 221H105V219H104ZM157 221H159V222H157ZM160 221L162 222V224L163 225H161L160 224ZM222 221H223V224H222ZM225 221V222H224ZM102 222V221H101ZM132 222V223H131ZM142 222V223H143ZM217 222V221H216ZM215 222V223H216ZM217 222V223H218ZM219 222V223H220ZM258 224H256V223ZM50 223V222H49ZM104 223V222H103ZM108 223H109V225H110V227H109V225H108ZM152 223H150L152 226L151 227H153V224ZM214 223V225H216V226H213L215 229H216V232L218 231L217 230V225L218 224H215ZM52 225H53V223H51ZM121 224H122V226H124V227H122L121 226ZM156 224L157 225H159L160 224V226L157 228L156 227ZM210 224V227H212V225ZM51 225V226H52ZM113 225V226H114ZM203 225H205V226H203ZM48 226H50L49 224H48ZM132 226V227H131ZM133 226L135 227V229L133 228ZM148 226V225H147ZM146 226V228H148ZM67 227V226H66ZM119 227V228H118ZM182 227H186L185 225H183ZM181 227V228H182ZM188 227H186L187 228V230H185V232H183L184 231V229H183V231H182V233H181V236L182 237H180V233H179V231H178V233L177 232H174L175 234L174 235H177L178 237L177 238H180V239H174V237H173V234L171 233V236L173 237V239L172 240H170L172 237H170V235L168 236V237H170V239H168L167 237V240H170V241H174L175 243H177L178 242V240H179V242H183V243H185L186 242V244L185 245H187L186 246V248H188V249H190V250H194V251H199V248H201L200 246H203V248H204V251H206V253L202 250V248H201V250L203 251V252H201V253H204V255L206 254V256L208 257V258H211L210 257V255H212V257H214V258H216V259H218L219 261H223V262H225V263H229L230 264V262H231V264L233 263V256L232 255H234L233 253H231V256H230V253L228 254L227 253V250H229L230 251V249H233L234 250V248L235 249H237V246L236 247H233V246H235V245H232V248H229V249H227L228 247H230V246H228L226 249H225V245L221 242L220 243V239H219V242L217 241V243H219V245L218 244H216V242H214V241H216L218 238H220V234H221V231H220V233H219V237H217V238H214L215 236H217V234L218 233H216V235H214L212 232H214V231H209V232H211V233H209L207 230H206V232L207 233H209L210 235L209 236H206L207 235V233L205 232V233H202V232H197V230L196 231H194L195 230V228L197 227V226H195V227H193V228H188ZM103 228H105V227H103ZM213 228V229H214ZM60 229V228H59ZM67 229H68V227L66 228V229H64V230H66L67 231ZM106 229V228H105ZM104 229V230H105ZM109 229V230H110ZM124 229V230H123ZM153 229V228H152ZM153 229V230H154ZM168 230H169V228H167ZM166 229V230H167ZM181 229V230H182ZM188 229H190V231L188 230ZM193 229V230H192ZM210 229V228H209ZM260 229H261V231H260ZM129 230V229H128ZM150 232H149V231ZM211 230V229H210ZM61 231H63V230H61ZM69 231H70V229H69ZM160 231L161 232H163L161 229H160ZM192 231H194V232H192ZM239 231V232H238ZM122 232V233H121ZM129 232L128 233V235H134V232ZM186 232H189V233H186ZM192 232V233H191ZM226 232V233H227ZM230 232V233H231ZM56 234V232H53V233H51L50 234V236L52 235V234ZM66 233H70V232H64V234H61L60 236L61 237H59V234L58 235H55V237H57L58 239H56L55 237H53L54 235H52L51 237H53V238H49V243H51L50 242V240L51 241H54L53 242V245H54V243H55V246H51V245H49L50 247H55V248H53V249H59V245H65L64 247H66V250L65 251H67V254L68 255H70V252H71V254L74 252V251H76V250H79V248L81 249L82 248V246L83 247H85L86 246V243L89 241V237L87 238L88 239V241H87V239H86V237L85 238H83L84 236H81V238H83L82 240H84V241H86L85 242V244L84 245H82L83 243H84V241H83V243L81 244V246L80 245H78V246H76V247H78V249L77 248H75L74 247V245L77 243V242H79V244L81 243V239H79V237H77V236H75V235H70V237H71V242H70V237H68V235L66 234ZM121 233V234H120ZM150 233V234H149ZM191 233V235L192 234H194L193 236H196L195 238H196V240L198 241L199 239H201V241H202V237L200 238L199 237V235L198 234H205L204 236L207 238H204L205 240H203L202 241V244H201V242H200V244H196V240H195V238H193L192 239V237H191V235H189ZM195 233H198V234H196L195 235ZM229 233V232H228ZM71 234V233H70ZM123 234V235H122ZM224 234V233H223ZM246 234H248L247 236H245ZM118 235H115V236H118ZM122 235V236H121ZM132 235V236H133ZM137 235V236H138ZM160 235V236H159ZM202 235V236H203ZM214 235V236H213ZM237 235V234H236ZM49 236V237H50ZM66 236V237H65ZM73 236H75L74 238H73ZM157 236H159V239H157L158 237ZM197 236H198V238L199 239H197ZM222 236V235H221ZM105 237H107V236H105ZM105 237H102L103 239H105ZM134 237H136V236H134ZM248 237V238H249ZM261 237H263V236H261ZM59 238H61V239H59ZM72 238H73V240H72ZM97 239V240H95L94 242H98L99 240H103V239ZM128 238H131V237H128ZM128 238H126V239H128ZM140 238H142V239H140ZM241 238V237H240ZM247 238V240H249ZM256 238L254 239V241H252V242H256ZM67 240L66 242H68V244L66 245V243H65V241H64V243L65 244H60V242L62 241V240ZM68 239H69V241H68ZM77 239V240H76ZM86 239V240H85ZM184 240V241H182V240ZM214 239H216V240H214ZM61 240V241H60ZM75 240H76V242H75ZM80 240V241H79ZM107 240V239H106ZM105 240V242L107 243H113V241L111 240V241H106ZM108 240H110L109 238H108ZM158 240V241H157ZM181 240V241H180ZM246 240V239H245ZM246 240V241H247ZM252 240V239H251ZM251 240L249 241V243L251 242ZM72 241L75 243H73L72 245L70 244V243H72ZM91 241V240H90ZM157 241V242H156ZM200 241V240H199ZM245 241V242H246ZM56 242L57 243H59V245L58 244H56ZM70 242V243H69ZM94 242L92 243V245L94 244ZM96 242V243H97ZM105 242H104V240L100 243L101 244V246L102 245H105ZM166 242V241H165ZM164 242V243H165ZM178 242V244H182V246L184 245L183 243H179ZM251 242V243H252ZM259 242V243H260ZM61 243H63V241L61 242ZM90 243V242H89ZM98 243V244H99ZM161 243H163V242H161ZM39 245H36L35 246V249H38V251L36 252V255L37 256H34V259H29L30 260V262H29V260H27L29 263L28 264H53L54 263V261L52 260V259H50L52 256H51V254H50V252L52 253L53 251H52V249L50 248V247H47V246H44L42 243H38ZM78 244V243H77ZM76 244V245H77ZM91 244V243H90ZM90 244H87V246L88 245H90ZM99 244V245H100ZM188 244H190V245H188ZM220 244L221 245H223L222 246V248L224 247V249L223 250H225L224 251V253L222 252L221 254H220V250L221 249H216V247L218 248V247H220ZM56 245H57V247H56ZM96 244H94V246H95ZM142 245V246H143ZM160 244L158 243V245L157 244H155V245H153V247H156V246H159ZM184 245V246H185ZM68 246H70V247H68ZM71 246H72V248L74 247L76 250H74L73 251V249L71 248ZM96 246H98V245H96ZM144 246H143V248H144ZM192 246V247H191ZM41 247V248H40ZM43 247V248H42ZM46 247V248H45ZM63 247V246H62ZM193 247H196V249H193ZM206 247H210L211 249L213 248V250L215 249V251L213 252V251H211V249H208V250H210L211 251V253H209L208 255H207V253L209 252V251H207V250H205L206 249ZM215 247V248H214ZM39 248L41 249V250H39ZM69 248V249H68ZM83 249V248H82ZM81 249V252L84 250V253L82 252V254L79 256V258L80 257H82L81 258V260H84V259H87L88 260V264H98L97 262H95L96 261V259H94V257H93V255L94 254H92V258H90V256H89V254H87V250H88V248L86 247V251H85V249H83L82 250ZM56 250H54V253H56L57 251ZM69 250V251H68ZM73 252H72V251ZM189 250V251H190ZM200 250V251H201ZM231 251V252H235V250L234 251ZM213 252V253H212ZM35 253V252H34ZM57 253H61V252H57ZM56 253V254H57ZM89 256V258H84V256L86 255V254ZM130 255H132V253H129ZM217 254H218V256H217ZM227 254V255H226ZM91 255V254H90ZM215 255V256H214ZM222 255H224V256H222ZM229 255V256H228ZM0 256H1V258H2V254H0ZM54 256V255H53ZM57 257L59 256V257H61V254L59 255V254H57L56 255ZM87 256V257H88ZM133 256V255H132ZM132 256H130V259H131V257ZM4 257V256H3ZM35 257H37V258H35ZM58 257V259H60L61 260V258H59ZM72 257H74V256H72ZM72 257L70 258V260H72ZM177 256H175V258H176ZM180 257V256H179ZM182 257V256H181ZM221 257H225V258H221ZM7 257H5V258H2L1 260H5V262H3L2 264H7L8 263V261H7V259H6ZM30 258H33L32 256L30 257ZM55 259H57L56 257H54ZM63 258H65V257H63ZM227 258V259H226ZM232 258V259H231ZM235 258V257H234ZM74 260L76 259L77 260V258L75 257V258H73ZM178 258H176V260H177ZM180 260H177V262L178 261H180L181 262V259L182 258H179ZM228 259H231V260H228ZM8 260H10V259H8ZM68 260V259H67ZM95 260V261H94ZM27 261L25 262V263H27ZM61 262V261H60ZM63 262H65V261H63ZM77 262H79V261H77ZM137 262V263H136ZM55 263H57V262H55ZM74 263H76V261H74L73 262V264ZM80 263V262H79ZM130 263H132V264H140V262L139 261H135V262H130ZM129 263V264H130ZM238 263V262H237ZM12 264V263H11ZM66 264H72V261L70 262V263H66ZM177 264V263H176ZM234 264V263H233Z\"/></svg>",
	"mask_w": 264,
	"mask_h": 264
}]
</instances>
